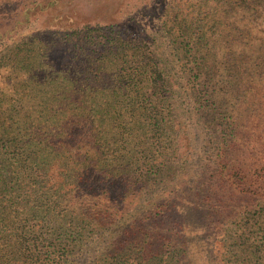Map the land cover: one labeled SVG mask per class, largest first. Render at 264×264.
<instances>
[{"label":"trees","instance_id":"1","mask_svg":"<svg viewBox=\"0 0 264 264\" xmlns=\"http://www.w3.org/2000/svg\"><path fill=\"white\" fill-rule=\"evenodd\" d=\"M250 1L241 0L239 6L248 7ZM63 4L27 0L15 8L14 0H0L6 16L0 17V43L21 23L47 10L61 11ZM16 9L23 13H13ZM108 12L116 14L114 7ZM108 12L96 11L94 20L69 16V30L56 35L52 47L51 39L42 38L46 47L25 51L28 64H35L30 79L47 90L38 98L31 95L34 103L23 126L14 128L5 121L20 98L0 96V264H77L71 260L77 246L102 225L111 236L97 249L94 264H264V155L256 141L264 142V79L256 73L257 65L251 63L249 77L232 73V80L220 78L216 34L201 29L206 22L200 12L196 31H168L162 34L169 40L166 45ZM177 23L188 25L186 17ZM12 52L10 57L23 58L19 49ZM227 52L234 54L231 48ZM240 96L249 99L252 109L239 122L230 106ZM188 106L200 113L213 111L210 122L224 123L217 133L221 143L214 164L239 195L231 207V232L222 211L228 206L225 196L213 210V234L205 222H189L184 211L177 215L180 183H173L170 193L151 197L170 168L163 144L172 139L171 129L181 125L178 114L192 111ZM91 110L98 122L108 120L126 130L121 148L133 146L121 150L115 162L119 171L117 158L129 154L127 172L108 173V160L95 165L87 160L90 149L75 150L96 121L88 115ZM219 110L224 122L214 114ZM251 119L254 129L246 127ZM234 152L244 163L230 166ZM77 160L82 168L74 165ZM67 173H73L71 183L64 178ZM138 196L146 205L135 206ZM129 207H136L134 215Z\"/></svg>","mask_w":264,"mask_h":264},{"label":"rangeland","instance_id":"2","mask_svg":"<svg viewBox=\"0 0 264 264\" xmlns=\"http://www.w3.org/2000/svg\"><path fill=\"white\" fill-rule=\"evenodd\" d=\"M25 1L27 0H14L15 8H20ZM64 1L65 4L62 5L61 11L55 9L40 13L27 23H21L16 31L0 43V96L20 98L19 101L14 102V109L5 117L6 123L14 125V128L17 125L23 126L27 115L32 109L33 99L46 95L45 91L47 90H44L43 87H35L34 82L30 79L33 75L35 64L30 62L28 64L29 59L26 56L28 50L46 47V43L41 40L42 38L44 40L51 39L49 47H52L55 43L56 35L69 30V25L67 24L70 23V20L67 19L69 16L77 19L88 17L90 20H94L96 11L101 15H105L113 7L114 11L116 10V14L112 15L108 12L111 17L130 23L136 31L144 35L151 34V36L155 37V40L161 41L162 45H166L169 42L166 37L162 36V34L166 35L168 31L172 30L177 33L180 28H186L190 32L196 31L198 24L202 21L197 19V13L200 12V16L206 22L201 29L206 34H211L213 33L212 31L216 34L214 49L218 50L220 58L217 61H219L218 64L222 65L219 72L220 78L226 79V81L232 80L233 74L240 79L241 77L246 78L250 70L249 66L252 67L251 63H255L257 65L256 73H260L262 79H264V0H251L248 7L239 6L241 0ZM2 10L0 9V17H6L4 13L2 14ZM205 10H211L210 13L213 15L207 14ZM17 11H21V9H16L13 13ZM183 17H186L187 26L177 23ZM71 21L74 20L71 19ZM229 48L233 49L234 54L227 52ZM18 49L21 51L23 58L10 57V54L14 53L12 50L17 51ZM26 50L27 52H25ZM66 62L72 65L75 64L74 61L68 59ZM36 66L38 68V65ZM71 94L72 92H69L66 97L69 98ZM31 95H33V99ZM3 102L7 103L8 101L4 100ZM192 103H194L193 100ZM60 105L57 108H60ZM88 106L90 107L91 105ZM188 107L192 111L178 114L177 121L181 125H176L171 129L169 134L172 139L167 137L163 144L169 151L168 164L170 168L166 170L168 172L167 180L153 189L154 192L151 197L158 198L162 193H170V189L174 186L173 183H180L183 189L176 190V195L179 197V199L175 200L176 207L179 209L177 215L179 216L184 211L187 214L186 220L189 222H205L209 225L206 231L209 229L213 234V228L210 227L213 224L211 221L216 217L213 210L218 206L216 205L217 199L221 200V197L225 196L224 199H226L228 206H222V211L226 219H228V232H231L235 224L234 215L231 216V207L234 209V204L239 202V195H235V190L230 188V186L234 188L235 185L223 182L221 179L223 176L220 175L219 168H216L214 164V159L217 157L215 152L221 143V138L217 136V133L224 129V123L210 122L213 111L200 113L193 106ZM230 107L239 122L240 117L246 114L250 115L249 112L252 109L249 99L242 96ZM34 110L36 109L34 108ZM89 114L91 120L95 118L96 121L92 120L93 126L87 130L86 135L88 137L83 141L76 142L75 150L84 151L85 149H90L92 155L88 156L87 160L92 161L95 165L101 159L103 161L108 160L109 167L106 170L108 173H117L116 175H118L127 172L125 158L129 154H126L124 159L117 158L121 162L119 171H116L115 162V156H119L121 150L126 151V149L133 146L129 145L126 148H121L123 143L121 132L126 130L121 129L118 124L111 126L108 120L98 122L99 117L95 110H91ZM214 114L220 117V121H225V114L220 112V110L214 112ZM254 124L251 119L246 123V127L254 129ZM250 139L253 142L252 135ZM256 141L259 147L257 149H261L264 155V145L262 144L264 142L261 138H256ZM243 155H245L244 157L247 161L249 156ZM230 157L232 161L230 166L240 161L244 163V159L240 155L239 161L236 160L238 157L236 152H234L233 156L230 154ZM74 165L79 169L82 168L83 162L77 160ZM78 175L75 176V181ZM224 177L229 178L227 175H224ZM64 178L71 183L73 181V173L71 175L67 173ZM231 190L234 192L230 194ZM208 193L211 195L210 198H205ZM246 194L251 195V192H246ZM130 196L134 195L130 194ZM137 198L139 200L135 206L139 207L143 204L146 205L144 201L147 200L144 199L150 198V195L144 199L140 196ZM246 200L248 199L246 198L242 201ZM220 203L218 201V204ZM125 206L126 204L123 205V207ZM125 209L127 210L126 207ZM135 209L129 207V214L134 215ZM77 210L80 211L79 208ZM164 224L170 225L168 222ZM94 225L95 223L93 222L90 226L93 227ZM92 235L94 237L88 238L84 241V244L77 246L76 253L71 259L75 263L94 264L99 255L97 249L101 250V243H108V235L109 237L111 236L109 229L105 228L104 225L97 226ZM94 239L100 243H95Z\"/></svg>","mask_w":264,"mask_h":264}]
</instances>
